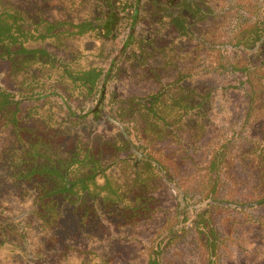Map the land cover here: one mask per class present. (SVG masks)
<instances>
[{
    "label": "trees",
    "instance_id": "16d2710c",
    "mask_svg": "<svg viewBox=\"0 0 264 264\" xmlns=\"http://www.w3.org/2000/svg\"><path fill=\"white\" fill-rule=\"evenodd\" d=\"M51 1L63 6L70 16L46 18L41 9L29 7V0H15L13 4L0 0V181L24 185V195L32 194L28 206L23 196L22 212L10 220H1L0 226L28 232L36 225L41 232L50 233L60 218L59 201L72 206L83 218L89 214L97 216L96 211L103 209L122 218L123 224L131 228L145 223L159 210L158 199L152 194L160 187L157 180L172 173L171 159L159 143L169 135L178 139L184 128H192V121L201 129L202 122L196 117L209 97L208 93L199 94L182 84L192 75L190 69L178 65L174 57L163 56V62L150 70L153 77L159 80L158 69L167 66L176 71V77L161 82L156 91L145 97L130 95L120 103L116 115L124 121L116 117L111 120L123 135L120 138L106 139L95 133L83 141L77 136V127L70 128L84 122L88 115L93 125L106 116L105 90L117 73V60L133 44L139 46L141 58L160 51L179 59L187 44L191 52L195 51V57L203 56L204 70L239 75L246 98L243 126L257 134L254 139L261 161L259 173L264 180V9L254 0H90L88 14L79 16L76 13L85 0ZM145 4L150 6L146 8ZM142 9L149 12L148 19L141 15ZM140 20L153 25L149 37H137ZM121 26L127 32L106 68L80 66L82 51H77L74 58L56 54L76 38H115ZM160 29L171 35L172 41L154 46ZM175 36L187 39L179 45L178 56ZM191 52L184 55L190 56ZM74 93L84 100L90 97L96 102L94 107L77 113L69 103ZM63 108L65 115L59 117ZM133 108L140 110L139 126H135ZM123 122L133 126H124ZM191 130L188 133L195 135ZM65 132L75 137L70 142L71 149L63 154L60 143ZM123 150L129 153L120 157ZM219 151L205 166V176L225 163V155ZM106 153L110 155L109 164H104ZM116 163L121 165L123 182L107 173L109 165ZM174 219L166 218L151 237L147 264H166V248L176 244L182 234L174 228ZM192 225L202 264H219L220 248L226 239L217 233L208 210L197 212ZM40 248L37 255L41 254ZM88 253L91 258L77 259L74 264H111L108 259L94 258V250Z\"/></svg>",
    "mask_w": 264,
    "mask_h": 264
},
{
    "label": "rangeland",
    "instance_id": "374dc122",
    "mask_svg": "<svg viewBox=\"0 0 264 264\" xmlns=\"http://www.w3.org/2000/svg\"><path fill=\"white\" fill-rule=\"evenodd\" d=\"M8 1L12 4L15 2ZM254 1L264 9V0ZM28 3L31 9H41L46 18H58L63 14L70 16V12L55 1L29 0ZM90 6L92 2L85 0L76 14H86ZM145 6L148 8L150 5ZM141 15L149 18V12L145 9H142ZM241 18L244 19L245 15ZM146 20L138 21L137 37H149L148 34L152 32L154 27L147 25ZM162 31L160 29V33L155 36L154 46H164V41H172L171 35ZM126 32L127 29L121 26L112 39L97 41L89 36L76 38L69 41L65 48L57 50L56 54L66 57L69 54L70 58H74L77 51H82L80 66L106 68L111 56L121 46ZM186 40L179 36L173 38L176 54L179 45ZM181 50L182 59L160 51H156V55L150 52L149 58L146 55L141 58L139 46L130 45L117 60V73L105 90L103 110L106 116L94 125L91 115L75 127L70 125V128L77 127L80 134L77 136L83 141H87L89 134L95 133L106 139L120 138L123 135L119 128L111 124L112 117L124 121L116 115L120 103L130 95L145 97L156 91L161 82L176 77V71L169 66L158 69L159 80L153 77L150 70L163 62V56L174 57L178 65L190 69L192 75L185 78L182 84L193 87L199 94H209L200 109V115L196 117L202 122V127L198 130L196 121H192L191 129L196 132L195 135L188 133L192 132L191 129L184 128L178 139L177 136L169 135L159 143L165 155L171 159L172 173L157 180L160 181V187L152 194L158 199L159 210L156 214L140 226L131 228L123 224L122 218L111 216L103 209L96 211L97 216L89 214L83 218L72 206L62 205L59 201L60 218L50 233L41 232L36 225L34 230L32 228L28 232L20 228L11 230L8 225L0 226V264H74L77 259L91 258L92 255L88 253L91 250L95 251L94 258L108 259L111 264H147L150 239L166 218H175L174 228L178 234L182 233L176 244L166 248V264H202L200 244L192 224L196 213L203 209L208 210L219 236L226 239L220 248L219 264H264V180L259 173L261 161L254 139L257 134L249 126H243L246 98L243 87L239 85L240 77L237 74L204 70L206 63L202 55L200 58L195 57V51L191 52V46L187 44ZM188 51L191 55H184ZM138 57L140 62L136 60ZM89 98L84 100V97L74 93L69 103L77 113H85L96 103ZM57 100L59 103V98ZM63 110L59 111V117L65 115L66 110ZM133 111L137 119L135 126H139L140 110L133 108ZM186 120L187 115L182 122ZM132 124L123 122L124 126L132 127ZM64 135L60 143L63 154L71 149L70 142H73L74 134L65 132ZM151 148H155V141H152ZM219 150L225 155V163L205 176V166L213 153ZM127 153L129 151L123 150L119 156L124 157ZM110 162V155L106 153L104 164ZM109 166L107 173L123 182L125 176L120 163ZM25 188L24 185L15 186L0 181V221L10 220L22 212L24 205L20 201L23 196L28 202L26 205L29 204L32 194L24 195ZM39 247L41 254L37 255Z\"/></svg>",
    "mask_w": 264,
    "mask_h": 264
},
{
    "label": "flooded vegetation",
    "instance_id": "af4514ba",
    "mask_svg": "<svg viewBox=\"0 0 264 264\" xmlns=\"http://www.w3.org/2000/svg\"><path fill=\"white\" fill-rule=\"evenodd\" d=\"M104 91H102V94H103Z\"/></svg>",
    "mask_w": 264,
    "mask_h": 264
}]
</instances>
